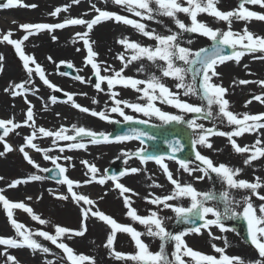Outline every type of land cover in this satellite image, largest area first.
Segmentation results:
<instances>
[{
  "label": "rangeland",
  "instance_id": "1",
  "mask_svg": "<svg viewBox=\"0 0 264 264\" xmlns=\"http://www.w3.org/2000/svg\"><path fill=\"white\" fill-rule=\"evenodd\" d=\"M6 2L7 0H1L0 4ZM22 3L24 5H36V7L17 6L0 9V37L11 31L12 39H21L25 35V32L19 25L24 23L56 24L62 23L66 18L91 20L98 14L92 8L94 4L101 10L114 12L129 19L137 20L146 25V30L154 31L156 34L170 35L179 33L177 40L179 46L191 49L193 52L213 44V41L198 33L182 32L169 17L155 15L152 20L137 17L134 13L128 12L125 7L112 3V0H80L78 4L73 3V0H22ZM237 3L238 0H219L216 6L221 11H230L237 7ZM65 6H67L66 11H61L55 17L50 15L56 8H64ZM245 6L251 11L264 14V8H261L259 5ZM152 7L155 8V5L153 4ZM177 17L186 25H190V18H188L186 14L178 13ZM197 19L201 22H205L213 29H220L221 31L227 30L225 22L218 21L207 14H199ZM231 27L233 32H242V30L247 27L254 35L264 37V21H257L254 19L248 22L233 21ZM67 28L68 27L54 29L52 32L43 30L35 35L29 36L22 44L24 52L35 58L36 63L42 67L45 77L56 88H59L60 91H56L52 88H45L43 81L35 73L29 77L14 47L7 43L0 42V56L3 57V60L0 61V64L3 66V70L0 71V120H10L13 106H21V120L18 122L21 127L10 131L8 135L4 137V141L0 142V152L3 153V155H0V160L8 159L10 167L9 175L1 177L2 179H0V190H2L0 194L4 195L11 202L25 203L32 208L35 215L40 216L41 219L47 222L41 225L24 211L19 209L13 210V218L34 234L32 237L33 239L37 240L43 247L49 249L48 253H44L40 250L33 252L30 249L17 248L20 249L17 250L15 248H7V254L14 256L19 264H47L49 261H51V264H68L66 256L61 249L57 248L50 241H46L42 237L35 235V233L38 231H47L50 235H55V226L57 225L68 229L80 230L82 221L81 206L88 207L87 205H78L72 201L70 196L65 195L64 191H67L66 185L61 183L54 184L44 178V172L40 171V169L55 167L51 163V160L44 159V152L32 159L35 164L39 166V168H36L28 164L24 159L23 153L19 151V148L25 142V137L28 136L30 132L33 133L34 131V129L32 130V128L23 123L26 119L29 104L35 113L34 121L36 129L43 127L48 131L54 132L63 128L66 130L65 134L67 135H75L72 128L73 125L76 127H84L96 133L108 135L113 130L116 123L126 122L118 113H112L110 111L111 107L114 105L110 98L106 82L101 85L103 91H97L94 87L96 77L93 69L91 65H86L84 62L87 51L83 48V42L76 36L77 33L86 31V27L77 25L76 27L72 26L69 30ZM53 35L57 37L56 40L52 39ZM124 37H127L131 41L138 42L145 47L154 48L156 45L155 40L143 36L133 27L124 25L123 23L104 21L95 25L93 30L89 33V39L94 42L92 44L93 50L98 53L95 61L100 66L101 75L112 76L123 67L122 62L117 58L120 54H123L125 57L127 56L126 59L132 55L130 50H126L123 45L117 42ZM77 49H80V51H77ZM260 55L261 53L259 52L246 54L241 58L239 63L230 60L216 67V72L219 73V76L213 77L212 82L227 89L224 98L229 101L228 110L239 116L245 113L250 115L264 113V103L253 99L255 95H264V87H261L257 83L245 85L238 83L239 80H264V66L258 69L254 66V61L260 59L258 58ZM49 57H51V59H49ZM247 60H252L253 63L247 65ZM61 62H70L73 65L72 68L76 72V75L81 77L82 80L62 76L58 68L62 65L67 66V64ZM175 64L180 67H187L184 62L180 60H175ZM161 66H164L163 61L157 60L151 62L146 58H141L129 64L127 68L124 69L122 75L138 80H148L150 76L155 75L160 78L161 82L164 83L170 91L178 93L181 101L195 106H202L207 110L206 101H202L199 95H183L184 89H177L175 87L177 81L171 77H164L161 72ZM30 67L34 68L35 65L30 64ZM105 68H108V71H104ZM141 68L143 69L142 71L140 70ZM29 80L31 81L30 83H25ZM185 82H192L190 73L185 76ZM20 83H24L27 91L24 95L13 96L11 94L12 86ZM139 87L143 88L144 85H140ZM5 89H9V91L6 92ZM112 91L118 93L119 95L116 98L122 101L141 105L147 103V98L143 97L142 92H137L130 87L125 88L116 85ZM66 94L72 95L73 101L82 107H87L97 112L104 111L109 116V120H101L98 117H94L89 113L81 112L72 107V101H68ZM50 95L51 97L55 96L57 98L56 102L52 101L51 97H49ZM37 97L44 98L47 104L46 109L38 107V104L35 102V98ZM25 99H27L29 103H25ZM94 100L96 101L95 103L93 102ZM249 100H251V103H248ZM153 103L163 112L181 116L182 120L180 122L171 121L165 123L155 116H144L142 113L134 112L131 108L125 107L123 104H121L120 107L123 109L125 115L132 116L135 121H145V123L152 126L163 127L170 123L188 124V121H194L197 124L203 125L204 129L213 128L215 126L217 130L224 132L233 131L235 127L229 125L226 119L221 122L222 118L217 115L218 108L215 105L211 108L213 117H206L201 114L185 113L166 103H161L159 100ZM66 116L67 118H65ZM41 119L44 123H40ZM94 121L95 124L93 123ZM97 121L100 123L99 126L96 125ZM190 130L192 132V139H197L200 134V129L194 130L190 128ZM17 133L21 134V139H16V141L14 139L15 142H13L11 137H14ZM220 137L221 136H219V138ZM215 138H218V136L208 137L209 142L212 144V148H207L198 144L195 147L196 151H199L202 155L211 159L214 165L225 164L232 169H240L241 171L239 175L235 177L236 179H243L249 183H254L257 178H259L260 182L264 184V157L253 160V163L246 165L244 160L250 153H233L231 151L232 147L228 148L227 145L223 144L224 148L219 152L217 148H214ZM35 139V144L38 148L49 150L47 154L51 157H59L57 163L66 168V175L69 178L80 182L79 186L74 187V191L80 189L79 193H87L92 192V190L86 191V189L94 188L96 192L95 195L87 193V195L94 197L93 201L95 202V206L92 208L93 211L98 209L122 225H131L136 230L142 233L145 232L146 229L143 225L132 221L126 215L127 208L123 203L124 198L120 195L119 190L115 188L114 183H111L108 179L105 180L103 185L98 183L99 179L105 177L106 171L113 165L119 166L123 171L130 168H137L139 169L137 173L126 174L118 181L132 190V192L124 194L130 197L131 206L136 209L138 215L141 216H147L150 215L152 211H156L163 219L166 230L173 234L186 231V229H176L179 228L175 226L178 218L171 208H164L163 205H153L147 202V200L156 196L162 197L170 195L173 190V185L167 179L163 169L156 162L141 163L138 156L132 155L133 153H137L140 149L146 151V148L142 144L135 141L106 145L101 143L92 144L89 142L88 138L85 137L81 142L87 143L86 148L93 151L90 152L93 156L87 158L84 150L81 149H70L73 152L70 155H66L64 151L61 152L59 150L60 148L66 147L67 144L73 143L72 141L60 140L56 141L54 144L50 142H53L55 139L54 137H45L39 132H36ZM233 139H235L237 144L241 147L247 145L249 148L259 139L261 141L259 146L264 147V129L246 132L242 136L234 137ZM77 140L80 141L81 138L77 137ZM5 143L10 146V151H4ZM60 144L64 145L61 146ZM25 151L28 155L32 156L29 149L25 148ZM36 153L37 152H35V154ZM65 157H70L71 159H65ZM82 161H87L88 164L97 167L99 171L95 174V179L92 178V174L88 172L87 167L81 163ZM163 162L167 165L173 178L177 179L180 183L191 184L201 193L215 194V199L208 200L206 206L214 207L224 212L225 202L221 199V193L227 192L229 194V200L233 201L229 205L232 211L236 212L238 215L242 213L243 197L248 196L257 209V215H259V205L264 203V201L253 196L250 190L230 189L215 173L211 172H209L207 176H204V173L195 171L192 175L188 174V176H185V171L180 168V165L168 160H163ZM197 165H200V162H189L190 168H196ZM200 166L203 167V165ZM32 175H39L42 179L39 181L29 180L27 183H21L14 188L9 187L13 181L27 180V178ZM183 176H185V178H183ZM198 176H204V178L198 180L196 179ZM89 180H91L90 183H85V181ZM209 182L213 184L209 185ZM25 184H27L26 186L28 189H22L24 186L20 187ZM139 185H141L142 191H138L137 187ZM257 191L260 195H264V187ZM133 193H136V195H133ZM61 195L67 196L68 199H59L58 197ZM145 198H147V200ZM235 201H240V203L237 204ZM168 203L174 206L187 208L190 206L191 202L188 198H178ZM228 215H231V212H229ZM206 219H214V217L209 214ZM222 223L226 229H230L228 218L223 219ZM86 225L87 231L84 236H72L71 238L61 237L58 242L66 243L77 255L83 254L92 258L94 264H132L131 261L116 259L115 256L111 254V251L105 247L107 236L111 231L109 226L96 218H89L86 221ZM210 231L214 236L225 237L228 246L225 247L224 239H212L208 234V230L205 229L201 230V234L199 235L194 233L188 234L184 239L187 245L193 250L205 255H213L216 258H219L220 254L213 250V244L217 247L225 248V254L230 257H242L246 262L260 259L258 252L244 244L233 230L221 232L217 227L213 226ZM0 237L19 239L7 219L2 204H0ZM142 239L149 245L152 252L159 251L160 240L158 238L144 235ZM113 247L116 252L125 254H134L136 251L134 242L131 241L130 236L124 233H117ZM5 248L6 246L0 245V253H4ZM166 251L170 256L173 251V245H167ZM185 259L188 260L190 258L185 257ZM0 264H10L6 259V255H0ZM85 264H88V262L86 261Z\"/></svg>",
  "mask_w": 264,
  "mask_h": 264
},
{
  "label": "snow or ice",
  "instance_id": "2",
  "mask_svg": "<svg viewBox=\"0 0 264 264\" xmlns=\"http://www.w3.org/2000/svg\"><path fill=\"white\" fill-rule=\"evenodd\" d=\"M80 0H73V3L78 4ZM112 3L123 6L130 13H134L137 17H142L144 19L152 20L155 15L169 17L173 20L176 26L182 32H191L198 33L202 36L207 37L209 40L213 41L211 48L209 49H199L198 51L193 52L191 49L180 47L177 43L179 33H173L170 35H159L154 31L146 30V25L140 23L137 20L129 19L123 15H119L114 12L101 10L97 8L94 4L92 5L93 10L98 13L91 20H85L82 18H66L62 23L56 24H47V23H24L19 25V27L25 32V35L17 40L12 39V33L2 35L0 37V42L7 43L14 47L17 55L20 60L23 62V67L27 72L28 76L31 77L33 73L39 76L45 85L49 88H52L56 91H60L59 88H56L49 80L45 77L42 67L36 63V60L33 56L28 55L24 52L22 44L26 41L29 36L35 35L43 30L52 32L54 29H63L70 25H81L86 27V31L83 33H77L76 36L80 41L83 42V48L87 51L85 57V64L91 65L94 75L96 77V82L94 87L97 91H103L101 88L102 83L107 84L110 98L113 101V107L110 111L112 113H118L123 117L126 122H135V123H145V121H135L132 116L125 115L123 109L120 107L123 104L125 107L131 108L134 112L142 113L144 116H155L161 121L168 123L171 121L180 122L182 117L179 115H171L166 112L161 111L160 108L156 107L153 103L156 100H159L161 103H166L172 107L182 110L185 113H195L201 114L206 117H213L211 108L213 105L217 106L218 113L217 115L221 117V122L226 119L229 125L235 126L233 131L224 132L219 131L215 128L204 129L203 125L197 124L194 121H188V126L190 128L200 129V134L198 138L193 140V150L195 151L196 145H202L207 148H212V144L209 142V136H221L226 137L231 144L232 149L237 154L250 153L247 159L244 160V163L250 164L251 161L257 160L261 157H264V147L259 146L261 141L257 139L256 143L249 148V146L241 147L237 144L234 137H240L246 132H253L257 129H264V113L257 115L243 114L239 116L234 114L232 111L228 110L229 101L225 99V94L227 89L219 84L212 82L213 77L219 76V73L216 72V67L218 65L224 64L227 61L234 60L236 63H239L241 58L246 54L261 53L258 57L264 59V37L254 35L252 32L245 27L242 32H233L232 23L233 21H264V14L257 13L255 11L249 10L245 5H259L261 8H264V0H238L237 7L230 11H221L216 6L219 3V0H112ZM155 5V8L152 5ZM186 4V6H185ZM17 6L24 7H36V5H24L22 0H7L6 3L0 4V9H7ZM67 6L64 8H56L53 12L50 13L51 16L55 17L61 11H66ZM178 13H184L188 18H190V25H186L178 17ZM207 14L218 21L225 22L227 25V30L221 31L220 29H213L208 26L205 22H201L197 19L199 14ZM104 21H114L116 23H123L124 25L131 26L137 32L142 34L149 39L155 40L156 45L154 48L145 47L139 44L138 42L131 41L127 37L119 39L117 42L124 46L126 50H130L132 55L129 58H125L123 54H120L117 58L122 62L123 67L114 73L112 76L101 75V70L99 64L95 61V58L98 56L93 50L92 44L94 42L90 41L89 33L93 30L94 26L104 22ZM53 40H56L57 37L52 36ZM230 50V51H227ZM80 51V49H77ZM141 58H146L148 61L155 62L157 60L163 61L164 66H161V72L164 77H171L177 81L175 87L177 89H184L183 95H199V98L202 101H206L207 110L202 106H195L187 102L181 101L178 93L170 91V89L161 82L160 78L152 75L148 80H138L131 77H126L122 75L124 69L127 68L129 64L133 61L139 60ZM51 59V57H49ZM3 60V57L0 56V61ZM175 60L183 61L187 67H180L175 64ZM66 63L67 67L71 68L73 65L70 62H61ZM35 65V67H30ZM3 70L2 64H0V71ZM143 70L142 68L140 69ZM104 71H108V68H105ZM191 74L192 82L186 83L185 76ZM200 77L199 83L197 84V77ZM77 80H82L81 77H75ZM27 81L25 83H30ZM235 83V81H234ZM239 84L245 85L249 83H257L261 87H264V80L262 81H248V80H239ZM120 85L125 88H132L137 92H142L143 97L147 98V103L144 105L138 103H128L127 101H122L116 97L119 95L116 92H113L112 89ZM144 85L143 88L139 87ZM9 91V89H5ZM27 89L24 86V83L15 84L12 86L11 94L13 96L24 95ZM68 101H72V107L78 109L81 112L89 113L94 117H98L101 120L108 121L109 116L104 111H94L87 107H82L75 101L70 94H66ZM53 102H56L57 98L55 96L51 97ZM254 100L264 103V95H255ZM96 102L95 100L93 101ZM25 103H29L25 99ZM251 103V100L248 101ZM25 125L32 127L34 129L33 134L25 137V145H22L19 148V151L23 153L24 159L28 164L33 165V167L39 168L38 165L32 160V158L25 151V147H31L37 152H44V159L51 160V163L58 169V173H54L59 177L58 183L66 185L67 192L71 194L72 200L78 205H87L88 207L81 206V228L80 230L68 229L62 226H55V235H50L47 231H38L35 235L42 237L46 241H50L57 248L61 249L65 254L68 264H85L87 261L88 264H94L92 258L85 256L83 254L77 255L74 250L69 247L66 243L58 242L61 237L71 238L72 236L82 237L87 231L86 221L89 218H96L99 221L104 222L107 226L110 227L111 231L107 236L105 247H107L111 254L115 256L116 259H122L126 261H131L132 264H264V203L259 205V215H257V209L254 207L251 202V198L248 196L243 197V212L240 213L243 219L247 222V235L250 244L258 252L260 259L255 261H245L242 257L238 256H228L225 254V248L217 247L215 244L212 245L213 250L216 253H219V258H216L213 255H205L198 251L193 250L189 247L184 239L188 234H201V230H208V234L212 239H224L225 247L228 246L227 239L225 237L214 236L210 231L211 227H217L221 232L229 231L231 229H226L222 220L225 218L232 219L235 218L238 214L231 210L229 205L233 202L229 200V194L227 192L221 193V199L225 202V211L221 212L214 207L206 206L208 200L215 199L214 193H201L198 192L195 187L191 184H182L177 179L173 178L172 173L169 171L166 164H164V158L162 156H150L142 155L143 149H140L136 155L140 158L141 163H145L148 160H154L160 167L163 169L164 174L167 179L173 185V190L170 195L165 196H156L150 200H147L148 203L153 205H163L164 208H171L172 211L176 214L178 220L182 221L185 224L191 225L187 228L186 231H182L176 234H173L166 230L163 219L158 215L156 211H152L150 215L141 216L138 215L136 209L131 206V199L128 196H125V193L132 192L131 189L122 185L118 182V177L113 175L112 177H103L100 178L98 183L103 185L106 179H111L114 182V186L119 190L120 195L124 198L123 203L127 208L126 215L134 222H138L140 225H143L146 229L145 232H140L136 230L131 225H122L118 223L115 219L106 215L100 210L93 211L92 208L95 206V202L91 200L88 196L78 194L74 191V187L79 186L78 181H74L66 175V168L57 163L59 157H51L47 153L49 150L40 149L37 147L33 140L36 137V132H39L45 137H54L53 143L56 141H72L66 145L68 149H84L86 144L81 142L83 138L87 137L89 142L92 144L99 143H111L112 139L109 135L104 133H96L91 130H87L84 127L72 126L75 135L65 134L66 130L61 128L59 131H48L43 127L36 129L34 121V113L31 105L27 109L26 119L23 122ZM21 127L20 124L15 123L13 120H0V129H3V135H0V142L4 141V137L8 135L13 129ZM143 133L138 132L136 129L131 130L130 133L116 136L115 140L117 142H123L125 140L140 138ZM77 137H80L81 140L78 141ZM11 148L8 144H4V151H10ZM60 151H64L63 148ZM176 149H173L175 152ZM0 155H3L0 152ZM127 155V154H125ZM170 159H175V156L172 155ZM65 159H71L70 157H65ZM195 160L200 162V165H197L196 168H190L189 162L184 160L177 161L185 172L189 175H192L195 171H200L204 173V176H207L209 172L215 173L216 176L225 183L230 189H247L250 190L253 196H256L259 200L264 201V195H260L257 191L258 189L264 187L257 178L256 182L249 183L243 179H236L240 173V169H232L225 164L214 165L213 161L208 157L202 155L199 151H195ZM87 167L88 172L92 174V178L95 179V174L99 171L95 165L88 164L87 161H82ZM43 172H49L50 169H40ZM139 171L137 168H130L122 171L119 175L124 176L126 174H135ZM204 176H198L196 179H203ZM2 179V178H0ZM42 177L39 175H32L27 178V180H15L9 187H16L21 183H27L30 181H39ZM91 180L85 181V183H90ZM158 186V185H157ZM2 192V190H0ZM136 195V193H133ZM59 199H68L67 196L61 195ZM178 198H188L190 200V206L185 208L182 206H174L169 201L176 200ZM30 199V198H29ZM239 204L240 201H235ZM0 204H2L3 209L5 210L7 219L10 225L15 230L16 236L19 238L12 237H0V245L6 246L5 252L0 253V255H6V259L10 264H19L16 258L10 254H7V248H24L32 250L33 252L40 250L44 253H48L49 249L43 247L37 240L33 239V233L26 229L25 226L13 218V210L19 209L31 216L35 221H38L41 225L47 223L44 219H41L40 216L35 215L31 207L27 206L23 202H11L4 195L0 194ZM231 212V215L228 213ZM211 214L214 219H206V217ZM198 221L201 223L198 224ZM117 233H124L130 236L131 241L134 242L135 253L134 254H125L116 252L114 250V241L116 239ZM147 235L152 238H158L160 240L159 251L152 252L149 248V245L146 244L142 236ZM173 245V251L170 256L166 251L167 245ZM185 257L190 259L186 260ZM51 264V261L47 262Z\"/></svg>",
  "mask_w": 264,
  "mask_h": 264
},
{
  "label": "water",
  "instance_id": "3",
  "mask_svg": "<svg viewBox=\"0 0 264 264\" xmlns=\"http://www.w3.org/2000/svg\"><path fill=\"white\" fill-rule=\"evenodd\" d=\"M227 51L229 50L226 49V52ZM65 70L68 71L70 70V68H65ZM133 129H136L138 132L144 134L140 138H133V139H138L147 143L152 148L153 152H151V154H153L154 156L175 155L179 159L185 161L193 153L188 133L185 130L178 127H171L168 130H162V129L151 128L138 123H131L125 126L117 125L115 134L113 136H110V138L112 140H115L116 136H122L128 134ZM174 138L178 139L174 141L177 144H172L171 141H173ZM162 148H164V151H162ZM173 149H176V151L173 152ZM199 223L201 222L198 221V224ZM237 224L242 228L243 239L247 241L248 236H247V229L244 220L240 219L237 222Z\"/></svg>",
  "mask_w": 264,
  "mask_h": 264
},
{
  "label": "bare ground",
  "instance_id": "4",
  "mask_svg": "<svg viewBox=\"0 0 264 264\" xmlns=\"http://www.w3.org/2000/svg\"><path fill=\"white\" fill-rule=\"evenodd\" d=\"M76 27L77 25H70V26H67L68 28V30L69 29H71V27ZM127 57V56H126ZM125 57V58H126ZM255 62V64H254V66H256V68L258 69V68H260V67H262V66H264V59H257V60H255L254 61ZM246 63H247V65H250L251 63H253L252 62V60H247L246 61ZM253 65V64H252ZM44 87L45 88H48V89H50L47 85H45L44 84ZM44 89V88H43ZM45 90V89H44ZM52 95H53V92H52ZM49 97H51V95L49 96ZM48 97V98H49ZM35 102H36V104H38V107H40V108H42V109H46L47 108V104L45 103V100H44V98L43 97H37V98H35ZM41 103V104H40ZM20 110H21V106L20 105H14L13 106V108H12V110H11V119L15 122V123H18L21 119V114H20ZM33 113H34V111H33ZM34 115H35V113H34ZM44 117V116H43ZM65 118H67V116L65 117ZM40 123H44L43 122V120L41 119L40 120ZM94 124H95V121L93 122ZM261 123H264V121H261ZM96 125H100V123H99V121H97L96 122ZM30 128H32V127H30ZM32 130H33V128H32ZM56 131H59V130H56ZM55 132V131H54ZM33 133L32 132H30V134L28 135V136H30V135H32ZM40 138V137H39ZM11 139H12V141L13 142H15L16 141V139H21V134H19V133H17V135H15L14 137L12 136L11 137ZM14 139H15V141H14ZM41 139V138H40ZM216 140H215V144H214V148H217L218 150H219V152L221 151V150H223V148H224V146L223 145H227V147L228 148H231V144L229 143V141H228V139L227 138H223V137H220L219 138V136H218V138H215ZM36 142V139H34L33 140V143H35ZM51 143H53L52 141H50ZM86 145H87V143H85ZM223 144V145H222ZM23 145H25V142H24V144ZM61 146H63L64 144H60ZM25 148H27V149H29L30 150V153L32 154V156L31 155H29L32 159L34 158V157H36L38 154H41V153H43V151H41V152H37L35 149H32L31 147H25ZM61 149V148H60ZM59 149V150H60ZM64 149V154H66V155H70L71 153H73L72 152V150H70V149H68L67 147H64L63 148ZM81 150H84V152H85V155H87L86 157L87 158H90V157H92L93 155H91L90 154V152H93L91 149H88V148H84V149H81ZM231 151L234 153V150L233 149H231ZM35 152H37L36 154H35ZM35 155V156H34ZM248 158V157H247ZM246 158V159H247ZM241 159V158H240ZM239 159V160H240ZM251 163H253V161H251ZM250 163V164H251ZM248 165V164H247ZM9 173H10V167H9V162H8V159H2V160H0V178L1 177H4V176H6V175H9ZM184 175L185 176H188V173L187 172H184ZM185 176H183V178H185ZM213 183L212 182H209V185H212ZM20 185V184H19ZM18 185V186H19ZM27 184H25V185H21L20 187H23L22 189H28V187L26 186ZM143 188V187H142ZM137 189H138V191H142V189H141V185H139L138 187H137ZM90 190H92V192H87L88 194H92V195H95L96 194V192H95V190H94V188H88V189H86V191H90ZM22 191H25V190H22ZM76 191V190H75ZM79 191H80V189L78 190V191H76L78 194H82V195H85V196H88L91 200H93V198L94 197H91V196H89V195H87V193H85V192H81V193H79ZM65 192V195H67V196H70V198H71V194H69L67 191H64ZM72 199V198H71ZM95 200V199H94ZM73 201V200H72ZM81 204H82V202H81ZM15 249H17V248H15ZM23 249H27V248H23ZM17 250H20V249H17Z\"/></svg>",
  "mask_w": 264,
  "mask_h": 264
}]
</instances>
